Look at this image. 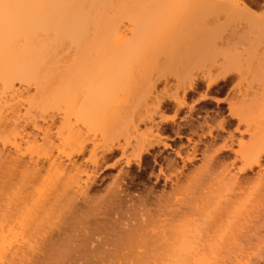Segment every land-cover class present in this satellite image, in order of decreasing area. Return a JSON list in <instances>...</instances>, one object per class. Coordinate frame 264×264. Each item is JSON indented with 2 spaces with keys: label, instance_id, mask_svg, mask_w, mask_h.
<instances>
[{
  "label": "bare ground",
  "instance_id": "6f19581e",
  "mask_svg": "<svg viewBox=\"0 0 264 264\" xmlns=\"http://www.w3.org/2000/svg\"><path fill=\"white\" fill-rule=\"evenodd\" d=\"M215 3V0H0V264H63L65 260L70 261L71 264H77L78 259L76 258L79 257L75 258L77 227L74 226L77 224L76 222H72L69 227L74 232V239L70 242L69 249L67 250L68 247L60 248L59 242L64 240L62 239L63 227L67 226L64 215L66 214L72 219L76 215L78 205L80 203L87 204V194L94 186V177L98 171L100 172L102 165L106 164L109 157L120 152V156L112 165L116 166L122 161L124 167L129 168L133 164L140 165L144 155L149 154L152 147L164 143L160 133L156 132L157 128L155 133L151 127H145L148 132L142 131V134L137 138L136 134H132L135 133L132 129L136 130L138 126L133 124L131 112L129 113L130 117L128 112L126 114L123 108V110L120 109V104L129 102L127 98H131V106L134 100L136 102L130 110L137 109L139 106L137 105L140 101L139 97L137 99L134 96L136 94L137 96L141 95L133 89L135 85L130 87V82H133L130 80L132 73L136 70L147 69L156 63L159 58L156 57L157 54L162 50L163 54L164 49L174 41V36L189 24L190 19L187 17L190 12L193 13L208 7L210 9L213 4L216 5ZM137 74L134 73L133 76ZM217 81L215 80L212 84ZM135 88L137 89V87ZM30 89H34L33 95H27ZM133 91L136 92L132 95L133 97L126 95L133 93ZM143 91L144 95L147 92L145 95L147 97L148 90L143 89ZM118 96L124 100L117 98ZM143 98L141 97V99ZM117 99L122 102L120 103ZM176 100L179 98L175 97ZM179 102H177L178 105L181 103ZM145 104L146 102L142 105ZM255 104L254 106H259ZM154 105H156L154 108L159 111V103ZM142 108L144 107L142 106ZM146 109L147 107L143 111L146 112ZM122 111L124 116L126 114L125 118H129L128 120H131L132 124L120 117ZM150 112L147 111V114L151 115ZM149 115L148 119L151 122L152 118ZM140 118L138 121L141 120ZM121 119L125 120L121 122ZM117 121L119 123L125 122V127L126 123L131 124L132 128H125L124 126L122 128ZM164 122L166 123L165 118L158 120V123ZM28 125L39 131L41 137L38 138L33 133H27L26 126ZM115 129H119V131L130 129L129 131L132 133H129L128 130L127 133L132 135L126 134V136H129V139L134 137L133 141L136 142L131 145L128 140L121 138L123 139L121 141L124 142L123 144L119 143L117 138L122 137V131H120L119 136ZM113 130L117 134L113 133ZM125 130L124 133H126ZM83 132L85 133L83 134ZM90 132L100 133V137L98 136L100 140L102 138V141H99L100 144L92 139H96L94 134H91L93 136L90 139V136L88 139L84 138ZM114 134L119 137L113 138ZM251 137L255 138V136ZM263 138L260 139L256 136V142L254 139L252 141L254 144L250 143L251 145L247 147L240 146L238 156L242 162V168L236 170L237 173L246 170L252 171L255 167H261V157L264 155ZM89 144L91 145L88 149ZM132 147L134 151L131 149ZM128 148L132 150L131 153L127 152ZM98 150L99 155L96 153ZM85 152H88L86 153L88 155H86V159L83 158L86 163L90 164V169H86L88 167L81 169V164H77L75 160V157L79 158ZM84 159L82 160L84 161ZM262 172L264 173V167H262ZM159 173H161L160 170ZM229 173L230 177L227 175V179L229 178V184H232L229 189H232L238 178L237 174L231 176V172ZM257 173L259 174V172ZM256 182L258 183L259 180ZM37 185H39L38 188H36ZM114 185V190L112 189L109 193L108 199L110 201L120 199L125 195L120 182H116ZM238 190L241 189L238 188ZM214 193L216 192L214 191ZM230 199L233 198L230 197ZM230 199L226 200L234 204L233 200ZM100 200L102 201L101 198ZM240 207H243V204ZM214 210L217 209L214 208ZM217 213L220 212L217 211ZM202 215L205 216V220L209 218L207 221L209 222L211 216ZM163 216L165 215L163 214ZM204 216H202L203 219ZM218 216L220 219V215ZM227 216L225 215L224 219H221V221L223 220L222 223L225 224ZM190 219H187L182 226H180L181 221H177V218L175 222H166L167 226L164 227L167 233H172V235L169 233L170 238L168 234H164L165 230L162 225L165 224L159 222L162 224L159 225L157 223L156 225L159 226L153 227L155 228L154 234L152 231V236L148 235L156 236L155 231L161 229V232L158 231L157 233L156 231V233L157 236L160 233L161 236L159 237L164 241L163 244L159 242L158 237H156L157 239L148 237V239L150 238L153 242L157 240L156 244L159 247L163 245L161 249L164 251L170 247L169 244H172L171 247L175 251L171 250L178 253H175L177 255L175 257L179 256L176 258V264H219V261H215L213 258L218 257L217 252L222 249L220 245L222 242L220 243V241L224 236L220 233H224L221 228L226 226L216 227L214 221L206 225L205 220V223L201 225H206L203 228L207 229V226L215 224L214 229L218 228L217 232H220L219 229H221L218 238V235H214L215 232L212 231L213 237L216 236L215 239H219V243H215L219 250H215L216 246L212 244V250L218 251L211 250V252L210 249L204 248L209 244L207 241L205 242L206 238L204 240L205 245L201 242L205 232L201 231L200 225L197 223L199 219L195 221L199 225V229L198 225ZM176 222L179 223V226ZM190 222H193V225ZM233 223L231 222L233 227H230V223L227 224L228 231L224 228L229 237L231 236L229 239L226 235L229 240H234L233 237L236 239L235 230L238 226ZM170 224H173V227ZM124 227L126 228V225ZM168 227L175 228L176 231ZM239 228L238 231L241 229ZM147 230L145 231L147 232ZM149 230L151 231V229ZM139 235L141 237L143 234L139 233ZM166 236H168L167 239H165ZM213 237L211 239L214 242ZM136 239L139 240L137 237ZM170 239L174 243H169ZM211 239L209 238L208 242ZM228 239L226 242L229 241ZM234 241L237 243V240ZM138 243L141 245L142 241L140 240ZM223 243L225 242L223 241ZM200 247L202 250H199ZM225 248L222 250L225 251ZM170 251L165 253L173 254ZM200 251H203L201 252L203 255L210 252L211 255L207 256L209 260L211 258L212 260L209 261L206 256L203 259V255V258H196L197 255L200 256L198 254ZM149 252L151 253L150 249ZM162 253L164 252L161 251ZM224 253L226 255L221 256V254L220 256L226 260L228 258L225 257L228 253ZM168 254L167 256H169ZM163 257L166 259L165 256ZM169 258L167 257V259ZM173 258L166 259L165 264H168L169 262L166 261Z\"/></svg>",
  "mask_w": 264,
  "mask_h": 264
},
{
  "label": "rangeland",
  "instance_id": "374dc122",
  "mask_svg": "<svg viewBox=\"0 0 264 264\" xmlns=\"http://www.w3.org/2000/svg\"><path fill=\"white\" fill-rule=\"evenodd\" d=\"M215 2L216 5L213 4L210 9L208 7L202 10L199 9L197 10L198 12H190L187 17V19H190L189 24L174 36V41L170 45L168 44L169 46L164 49L163 54V50L157 54L156 57L159 58H156V63L147 69L134 71L135 74L138 73L135 76L132 73L133 77L131 76L130 80L133 82H130V87L131 85H135L133 89L137 90L136 92L141 96H137L136 94L134 98L138 99L139 97V100L142 101L137 103L140 107L137 106V109L130 110L136 102L134 100L131 106V98H127L129 102L126 101L128 103L120 104V109H124L126 114L128 112V115L131 112L133 124L138 126V128L136 130L132 129L135 133L130 132V129H123L126 133L120 130L122 131V137H119V129L125 127V122L119 123L118 121L120 120H118L117 123L121 124L122 128L115 129L119 136L114 134L113 138L119 137L117 139L121 144L124 142L121 140L126 139L132 145L136 141H133L135 139L133 136V138L129 139V136L136 134L137 138H139L142 131L146 130L147 133L148 129L146 128L151 127L153 132L157 128L156 132L160 133L164 143L159 146L156 145L154 148L152 147L149 154L144 155L140 165L133 164L129 168L124 167L122 161L116 166L112 165L118 156H120V152L109 157L106 161L107 165H102L100 172L98 171L94 177V186L87 194V204L80 203L76 215L72 219L64 213V221L67 223V226L63 227L64 234L62 235L63 238H61L64 240L61 243L59 242L60 248L68 247L67 250L69 249L70 242L74 239V232L69 227L72 222H76L77 224L74 227H77L76 255H78H75V258H80V260L76 258L78 259L77 264H143V262L144 264H165L167 257L171 259L173 256L175 259L173 258L166 262L176 264V258L179 256L175 257L178 253H174L175 250L171 247L172 244H169V248L174 251H170L168 247L164 251V249H161L163 248L162 244L164 241L160 239V233L157 236L158 231L161 232L160 228L163 227L165 230L164 234H168L170 238L172 233H167L164 226H167L169 221L175 222L176 218L177 221H181L180 226L184 225L187 219L191 218L190 220L194 223H196V219H199L197 223H199L201 231L206 233H204L205 235L202 233L203 236L201 234L203 237V241L201 242L204 245L206 241L210 246L215 243L218 244L219 239L215 238L217 235V238L220 237L219 233L221 229L223 230L225 235L224 233H220V235L224 236L220 243H223V241L225 243L223 245L221 243L220 245L222 249L226 247L227 251L225 248V251L221 249L217 252L219 249L216 244L215 250H218L215 251L213 249L218 253H216L218 257H214L213 259L219 261V264H241L244 262H246L245 264L247 262H249L248 264H264V173L262 172L264 155L261 157V167H255L252 171L236 172V170L242 168V162L238 156L240 146L247 147L251 145L250 143L256 139V136L260 137V139L264 137V0H215ZM215 80L218 81L212 84ZM139 85H141L140 88H138ZM151 88L152 92L150 91ZM143 89L148 90L149 94L147 97H145L147 92L144 95ZM136 92H131V95L129 93L125 94L133 97L132 95ZM33 93L34 89H30L27 95H33ZM141 97H144V100ZM175 97L179 98V100H176L177 102H181H179V105L175 101ZM117 98L122 99L119 96ZM145 102L146 104L142 105ZM158 103L160 106L158 108L159 111L156 110L157 108H154L156 107L154 104L158 105ZM255 103L259 106H254ZM145 107H147L146 112L145 110L143 111ZM147 111L148 113L151 111V115L147 114ZM144 112L147 114L146 116ZM123 113L122 111L121 118H125L126 116ZM141 113L142 115L140 116ZM148 115L152 118L151 122L148 119ZM139 117H141L140 121H138ZM161 117L166 119V123H158V120L162 119ZM125 119H121V122ZM128 119L125 121L128 122ZM128 123L132 124L131 120ZM128 123H126L125 128H132V125L130 124V126ZM26 127L27 133H33L38 138L41 137L40 132L34 130L31 125ZM127 130L132 134L129 135ZM83 131L85 130L83 129ZM91 132L87 134V137L84 135V138L88 139L90 136V139L93 136L91 134L96 133ZM146 133L144 132V134ZM126 134L129 136H126ZM94 136H96V139L92 138L94 142L99 143V141H102V138L101 140L99 138L100 133L94 134ZM251 136H255V138ZM90 145H88V149ZM131 149L134 151L133 147ZM131 149L128 148L127 152L131 153ZM86 153L88 152H85L79 158L75 157L77 164H81V169L82 167L83 169L86 167H88L86 169H90L91 167L89 163L85 162L86 155H88ZM96 153L99 155V150ZM65 163L68 162L65 161ZM159 170L161 173H159ZM229 172H231V176L237 174L238 180L235 186H233L237 191L233 188L229 189L232 185L229 184V178L227 179L228 176L230 177ZM257 179L259 182L261 180L263 182L257 183ZM116 182L121 183L125 195L120 199L110 201L108 199L109 193L112 189L114 190ZM236 186H239L238 188L241 190H238ZM38 187L39 185L36 186V188ZM230 197L233 199H230ZM226 199L233 200L234 204L229 203ZM240 204H243V207H240ZM207 205L209 206L207 207ZM214 208L217 210H214ZM217 211L220 213H217ZM214 212L217 213V216ZM230 213L232 216H229ZM202 214H206V217L211 216L209 222H207L209 218L205 220V216ZM122 215L125 216L122 217ZM218 215H220V219ZM225 215L228 219H226L227 217L225 218L224 224L221 219H224ZM202 216H204V219ZM156 217H160V221ZM204 220L207 222L206 225L214 221L216 227L225 225L227 228H229L227 226L229 223L230 227H233L231 222H234L233 224L242 229L239 228L240 231H238V228L234 225L236 228V239L235 237L233 238L237 240V243L233 239L229 240L231 236L229 237V234H227L226 231L229 229L226 227L222 226L219 229L220 232H217L218 228L214 229L215 224H212L209 227H213V230H210L207 226L208 231H206L207 229L203 228L206 225L201 226L205 223ZM219 220L222 224L218 222ZM157 223L162 225V227H157L160 230H156V236L151 237L152 231L154 234L155 228L153 227L159 226L156 225ZM197 223L196 225H198ZM173 224L170 225L172 226ZM124 225H126V228H123ZM177 225L179 226V223ZM199 225L197 226L198 229ZM168 228L171 229V227ZM202 228L206 230L203 231ZM171 230L176 231L175 228ZM212 231L215 232V237H213ZM139 233L143 235L139 237ZM209 233L210 235H208ZM211 235L215 241L217 240L216 242H213L212 237H209ZM148 237H151V239L158 237L162 241L159 240L162 243L159 245L162 246L159 247L156 244L157 240L153 242ZM65 238L67 239V243ZM167 238L168 236L165 237V239ZM209 238L211 239L210 242L213 243L208 242ZM226 238L229 240L228 242L231 241L229 244L233 242L236 245H229L226 242ZM140 240L142 241L141 245L138 243ZM151 241L153 246L151 245ZM135 243L141 247L139 248V245ZM169 243L174 242L173 240L171 242L170 239ZM209 244L204 248L211 251L213 246L210 247ZM237 244L240 248H238ZM104 245L106 246L105 248ZM202 247L199 250H202ZM125 248H127V254L125 253ZM147 248L153 253L151 254ZM134 250L139 253H136ZM155 250L156 252H154ZM161 251L164 253L161 254ZM169 251L173 254H168ZM203 251H200L198 253L200 256L197 255L196 258L204 257L203 259H205L211 255L210 252L207 254L208 256L205 253L203 255L201 253ZM223 251L228 253L225 257L228 258L226 260L221 258L223 254L226 255ZM237 251L241 254H238ZM120 252L121 254H119ZM155 253L158 255L154 256L156 255ZM163 256L166 259H163ZM127 258L128 260H126ZM117 259L120 262H117ZM211 260L212 258L209 261ZM63 264H71V262L65 260Z\"/></svg>",
  "mask_w": 264,
  "mask_h": 264
},
{
  "label": "crops",
  "instance_id": "0c3cea01",
  "mask_svg": "<svg viewBox=\"0 0 264 264\" xmlns=\"http://www.w3.org/2000/svg\"><path fill=\"white\" fill-rule=\"evenodd\" d=\"M178 120V119H177ZM178 122V121H177Z\"/></svg>",
  "mask_w": 264,
  "mask_h": 264
}]
</instances>
